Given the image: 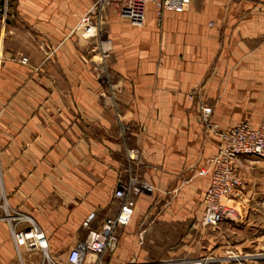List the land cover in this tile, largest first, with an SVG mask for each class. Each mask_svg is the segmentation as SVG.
<instances>
[{
    "label": "crops",
    "instance_id": "obj_1",
    "mask_svg": "<svg viewBox=\"0 0 264 264\" xmlns=\"http://www.w3.org/2000/svg\"><path fill=\"white\" fill-rule=\"evenodd\" d=\"M92 2L0 0V264L43 258L19 256L8 216L16 229L37 224L64 264L116 216L114 192L132 174L154 191L137 197L97 263L195 264L213 243L201 170L221 144L199 103L222 129L263 119L264 0H192L162 23L149 6L143 26L110 12L107 56L98 54L103 36L75 30ZM249 160V186L264 188V162Z\"/></svg>",
    "mask_w": 264,
    "mask_h": 264
},
{
    "label": "built area",
    "instance_id": "obj_2",
    "mask_svg": "<svg viewBox=\"0 0 264 264\" xmlns=\"http://www.w3.org/2000/svg\"><path fill=\"white\" fill-rule=\"evenodd\" d=\"M191 3L192 0H93L75 30L87 37L103 36L98 54L107 56L112 50V40L104 26L108 13L116 12L131 24L143 26L149 6L156 8L157 20L162 23L167 10L187 11ZM21 61L28 63V58L24 57ZM193 96L194 94L191 95ZM199 107L202 122L214 129L221 140L218 152L208 160V167L201 170L204 174H210V183L204 196L202 223L205 226H217L225 219L237 217V209L231 203L240 199L242 178L238 168L239 161L242 158H255L264 162V117L256 126L248 121H241L222 129L211 119V106L200 102ZM139 153L136 148L128 152L132 160H137ZM153 191L154 185L145 178L134 174L122 178L114 192L115 199L120 203L119 212L115 217L104 219L100 229L91 230L83 243L72 247L64 264H97L99 256L108 249L115 228L130 222L137 197L143 192ZM11 217L8 216L19 256L23 251H39L43 257L40 264H60L50 255L48 238L37 224L16 229V223ZM94 217L95 213H91L84 225L88 227Z\"/></svg>",
    "mask_w": 264,
    "mask_h": 264
},
{
    "label": "rangeland",
    "instance_id": "obj_3",
    "mask_svg": "<svg viewBox=\"0 0 264 264\" xmlns=\"http://www.w3.org/2000/svg\"><path fill=\"white\" fill-rule=\"evenodd\" d=\"M204 126L206 130H212L207 124ZM213 133L216 134L214 129ZM249 159L263 162L255 158H242L243 164L239 161L242 178L240 199L231 203L237 209V217L225 219L217 226L203 225L208 228L213 243L202 247V255L195 264H264V188L261 185L249 186L244 170L252 162ZM257 190H263V195H248L249 191Z\"/></svg>",
    "mask_w": 264,
    "mask_h": 264
}]
</instances>
